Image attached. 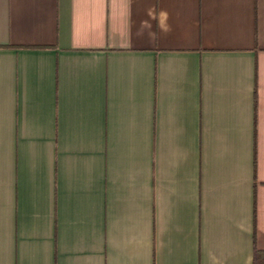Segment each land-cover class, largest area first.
I'll use <instances>...</instances> for the list:
<instances>
[{
    "label": "crops",
    "instance_id": "obj_1",
    "mask_svg": "<svg viewBox=\"0 0 264 264\" xmlns=\"http://www.w3.org/2000/svg\"><path fill=\"white\" fill-rule=\"evenodd\" d=\"M0 264H264V0H0Z\"/></svg>",
    "mask_w": 264,
    "mask_h": 264
}]
</instances>
